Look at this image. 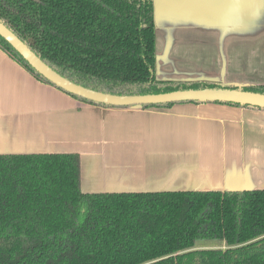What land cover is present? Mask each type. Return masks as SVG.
Wrapping results in <instances>:
<instances>
[{
	"label": "trees",
	"instance_id": "trees-1",
	"mask_svg": "<svg viewBox=\"0 0 264 264\" xmlns=\"http://www.w3.org/2000/svg\"><path fill=\"white\" fill-rule=\"evenodd\" d=\"M0 21L58 73L97 91L264 93V83L157 78L154 0H0ZM0 48L66 92L2 36ZM0 264H264V188L83 192L78 153H0Z\"/></svg>",
	"mask_w": 264,
	"mask_h": 264
},
{
	"label": "crops",
	"instance_id": "crops-1",
	"mask_svg": "<svg viewBox=\"0 0 264 264\" xmlns=\"http://www.w3.org/2000/svg\"><path fill=\"white\" fill-rule=\"evenodd\" d=\"M198 1L199 25L216 8L217 32L237 31L223 17L225 0ZM67 152L79 154L83 192L261 189L264 109L94 105L38 80L0 48V153Z\"/></svg>",
	"mask_w": 264,
	"mask_h": 264
},
{
	"label": "rangeland",
	"instance_id": "rangeland-1",
	"mask_svg": "<svg viewBox=\"0 0 264 264\" xmlns=\"http://www.w3.org/2000/svg\"><path fill=\"white\" fill-rule=\"evenodd\" d=\"M154 1L157 78L264 83V0H225L232 8L228 6L223 17L239 25L229 33L217 32L221 11L214 7L209 10L208 26L199 25L204 1ZM182 5L191 8L174 11ZM222 244L199 242L203 246Z\"/></svg>",
	"mask_w": 264,
	"mask_h": 264
},
{
	"label": "water",
	"instance_id": "water-1",
	"mask_svg": "<svg viewBox=\"0 0 264 264\" xmlns=\"http://www.w3.org/2000/svg\"><path fill=\"white\" fill-rule=\"evenodd\" d=\"M0 36L44 78L66 92L81 96L98 103L112 106H136L166 102L193 101L200 102H234L264 109V93L243 90L240 88L204 87L177 89L160 93L145 94H113L97 91L75 83L58 73L43 61L31 47L21 40L10 28L0 21Z\"/></svg>",
	"mask_w": 264,
	"mask_h": 264
}]
</instances>
